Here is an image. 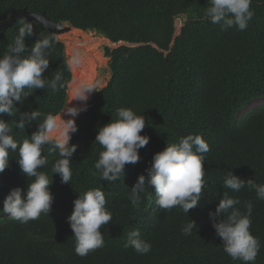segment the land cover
I'll return each instance as SVG.
<instances>
[{
	"label": "trees",
	"instance_id": "1",
	"mask_svg": "<svg viewBox=\"0 0 264 264\" xmlns=\"http://www.w3.org/2000/svg\"><path fill=\"white\" fill-rule=\"evenodd\" d=\"M207 6L208 0H0V23L14 10L27 8L73 28L96 30L113 43L132 44L106 48L111 79L92 95L76 121L78 130L70 141L78 145L71 161V183H61L59 175L52 174L49 216L41 214L21 224L0 211V264H243L223 251L209 216L224 191L242 202L252 201L250 232L260 242L254 264H264V201L246 188L233 193L221 186L226 171L264 183V0H252L255 14L244 31L222 30L220 25L202 21ZM181 15L187 20L174 42L176 18ZM22 20L0 30V54ZM32 24L34 34L26 38L29 47L40 36L55 37L40 23ZM55 41L43 75L51 79L56 72L62 73L64 87L37 89L22 103H14L19 109L15 117L4 114L0 119L11 124L24 111H39L42 119L64 109L72 71L65 66L64 42L57 37ZM257 99V104L248 106ZM119 107L145 117L141 134L149 142L139 149L138 163L127 164L119 180L106 182L94 167L102 150L94 141L98 127L115 118ZM36 128L34 121L24 130L14 126L11 134L20 141ZM188 134L201 135L210 147L203 161L206 186L198 206L188 215L176 208L160 210L149 188L137 210L128 197L138 176L147 175L153 155L166 143ZM41 154L49 160L41 171L51 179L52 164L59 157L49 155L47 147ZM16 155L10 152L9 164L0 173V209L11 189H27ZM93 188L105 193L112 221L101 228L104 246L80 257L74 251L67 217L79 193ZM189 220L197 228L185 236L181 228ZM137 229L151 244L145 255L123 246L128 234Z\"/></svg>",
	"mask_w": 264,
	"mask_h": 264
},
{
	"label": "clouds",
	"instance_id": "2",
	"mask_svg": "<svg viewBox=\"0 0 264 264\" xmlns=\"http://www.w3.org/2000/svg\"><path fill=\"white\" fill-rule=\"evenodd\" d=\"M252 0H208V6L201 14V20L220 25L222 30L235 27L239 31L248 28L254 16ZM34 34V26L27 20L19 23L17 34L6 50L0 54V116L15 117L19 109L15 102L22 103L37 89L56 91L64 87L62 73L56 72L51 79L43 74L49 68V55L54 47L55 37L40 36L29 47L26 38ZM82 63V53L72 50L65 62L71 71ZM97 90L93 85L83 82L74 90L73 99L81 102L80 106L69 105L55 114L43 115L36 110L19 113V120L11 124L0 119V173L9 164L11 153H17L22 174L27 178L26 191L15 187L7 194L0 209L11 219L27 224L49 216L53 203L50 190L52 174L60 177L61 183L72 180L71 161L78 145L71 143L72 134L77 132L75 122L80 111L86 110L89 95ZM69 101V102H70ZM67 117V118H64ZM37 122V128L31 135L20 141L11 134L13 127L25 129L26 124ZM146 124L145 117L136 114L129 107L115 110V118L98 127L95 143L102 149L94 167L99 178L106 182H115L124 176L127 164H136L140 160L139 149L149 142L147 135H142ZM49 155H58L51 167V179L41 171L49 164L44 148ZM210 151L209 144L198 134H188L178 142L166 143V147L153 155L147 175L138 176L130 188L129 200L137 210L142 203L141 197L147 189L155 193V206L160 210L173 208L188 215L189 210L197 207L204 194L206 181L203 161ZM223 189L238 193L248 189L255 193L256 199L264 201V183H257L253 178H241L232 171H226L221 182ZM253 213L252 201L242 202L238 197L223 192L214 212L209 213L212 227L222 240L223 251L232 260L243 264H254L260 250L258 238L250 232ZM112 221V214L106 208L105 193L100 188H93L79 193L73 201V210L67 217L73 236L75 253L80 257L104 246L101 228ZM195 221L189 220L182 228L183 235H191L196 229ZM131 247L137 254L145 255L151 251L150 242L141 238L139 230L128 234L123 245Z\"/></svg>",
	"mask_w": 264,
	"mask_h": 264
},
{
	"label": "rangeland",
	"instance_id": "3",
	"mask_svg": "<svg viewBox=\"0 0 264 264\" xmlns=\"http://www.w3.org/2000/svg\"><path fill=\"white\" fill-rule=\"evenodd\" d=\"M187 20L186 15H181L176 18V26L177 29L181 28L185 21ZM64 25L66 26H71L68 22H64ZM73 28V26H72ZM72 28L69 31L63 32L62 34L59 35V38L64 42L65 45V54H66V59L69 58V54L71 53L72 50H78L82 53V63L78 67V72L77 74H72V82H75L77 80L75 87H77L80 83L87 82L91 85H93L97 90H94L90 95L87 100V105L90 101V98L92 95L97 92L98 90L102 89L107 85L109 80L111 79L112 72L110 69V58L106 55V48H114L116 46L115 43H110L107 41L106 38L102 33L96 31V30H90L87 33L84 34H77L75 36H72L76 40H83L85 37H88L90 39H94L97 42V45H94L93 43H87V44H82V45H75L74 42H72L71 48L68 46V41L69 39L67 36L70 34ZM98 39V40H97ZM72 71V70H71ZM81 72V74H80ZM84 75V80L81 81V78L78 79L81 75ZM90 75V76H89ZM75 77V78H74ZM69 89V88H68ZM68 99H70L69 94H68ZM260 100H254L250 102L248 106L255 105L259 102ZM68 102V101H67ZM84 112V110L81 112V114ZM79 114V115H81ZM78 115V116H79ZM78 116L76 118H78ZM75 118V121H76Z\"/></svg>",
	"mask_w": 264,
	"mask_h": 264
},
{
	"label": "water",
	"instance_id": "4",
	"mask_svg": "<svg viewBox=\"0 0 264 264\" xmlns=\"http://www.w3.org/2000/svg\"><path fill=\"white\" fill-rule=\"evenodd\" d=\"M19 18H23L24 20H27L31 23H33L34 21L40 23L45 28H47L55 37H57V39H59L60 41H62V40L59 38V35L62 34L63 32L69 31L72 28V26L64 25V22L53 21L50 17L47 16V14L45 12L44 13H35V12L29 11L27 8H22V9L14 10L13 13L11 14V16L7 20L2 21L0 23V30L10 28L12 25H14L16 23V21ZM181 29H182V27L177 29V26H176V32L174 35V42L176 41L177 36L180 34ZM174 42L171 44V47L174 45ZM110 43H113V42L110 41ZM115 44H116L115 47H118L121 45H132V44L124 42V41H121V42L115 43ZM133 45H135V44H133Z\"/></svg>",
	"mask_w": 264,
	"mask_h": 264
},
{
	"label": "bare ground",
	"instance_id": "5",
	"mask_svg": "<svg viewBox=\"0 0 264 264\" xmlns=\"http://www.w3.org/2000/svg\"><path fill=\"white\" fill-rule=\"evenodd\" d=\"M90 30H87V31H85V30H82V29H78V28H72V30H71V32H70V34L67 36V38L69 39V41H68V46L71 48V45H72V42H74V41H76L74 44L75 45H82V44H87V43H93L94 45H97V42L98 41H96V40H94V39H90V38H88V37H85L84 38V41L83 40H81V39H79V40H76V39H74L72 36H75V35H77V34H84V33H87V32H89ZM98 40V39H97ZM107 41H109L110 42V40L109 39H106ZM77 72H78V68H75V69H73L72 70V74H77ZM80 74H81V72H80ZM85 75V74H84ZM84 75L82 74L80 77H78V79L79 78H81V81H83L85 78H84ZM90 76V75H89ZM75 78V77H74ZM72 80H73V78H72ZM72 80H71V82H70V84H69V89H68V94H69V97H70V99H68V102H67V104L69 103V105L71 106V105H76V106H80V103L81 102H79V101H77V100H75V99H73L72 101H70L71 99H72V97H73V93H74V90H75V84H76V82H77V80H75V82H72ZM70 101V102H69ZM66 104V105H67ZM86 105H87V102H86ZM81 112L82 111H80V113L79 114H81ZM57 116H59V115H57ZM80 116V115H79ZM78 116V117H79ZM64 118H67V117H64ZM76 118V117H75ZM76 120H77V118H76Z\"/></svg>",
	"mask_w": 264,
	"mask_h": 264
}]
</instances>
